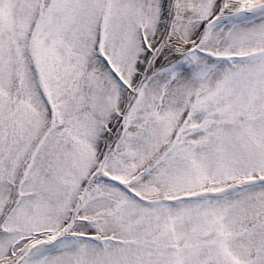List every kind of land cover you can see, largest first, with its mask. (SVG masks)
<instances>
[{
	"label": "snow or ice",
	"instance_id": "6c2138e0",
	"mask_svg": "<svg viewBox=\"0 0 264 264\" xmlns=\"http://www.w3.org/2000/svg\"><path fill=\"white\" fill-rule=\"evenodd\" d=\"M0 264H264V0H0Z\"/></svg>",
	"mask_w": 264,
	"mask_h": 264
}]
</instances>
